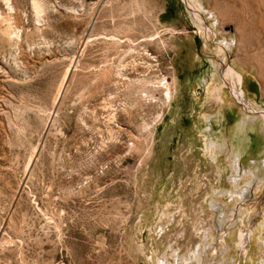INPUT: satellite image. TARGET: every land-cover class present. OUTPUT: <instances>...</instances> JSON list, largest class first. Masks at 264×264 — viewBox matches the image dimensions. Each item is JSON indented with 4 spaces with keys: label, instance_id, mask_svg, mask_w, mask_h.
Masks as SVG:
<instances>
[{
    "label": "rangeland",
    "instance_id": "obj_1",
    "mask_svg": "<svg viewBox=\"0 0 264 264\" xmlns=\"http://www.w3.org/2000/svg\"><path fill=\"white\" fill-rule=\"evenodd\" d=\"M100 1L0 0V264H264V0Z\"/></svg>",
    "mask_w": 264,
    "mask_h": 264
},
{
    "label": "bare ground",
    "instance_id": "obj_2",
    "mask_svg": "<svg viewBox=\"0 0 264 264\" xmlns=\"http://www.w3.org/2000/svg\"><path fill=\"white\" fill-rule=\"evenodd\" d=\"M105 1H108V0H102L100 1V5H102ZM105 5V4H104ZM103 6V5H102ZM228 65V66H227ZM227 66V69L225 70V72L223 71V77H225L226 79H229L231 80V83L233 82L235 86H237V84L239 85L241 83V77H239V75H237L236 71L230 67L229 63L226 64ZM68 74V73H67ZM66 74V75H67ZM68 77V76H67ZM66 78V77H65ZM228 83V82H226ZM228 85V84H227ZM229 86V85H228ZM232 86V84H231ZM232 90V91H231ZM231 92L233 93L234 96H236L237 99H240L242 98L241 95H238L235 91L237 90V88L235 87H232L231 88ZM240 90V89H239ZM231 93V94H232ZM61 94V93H60ZM218 96V95H217ZM220 100V98H219ZM242 99H240L241 101ZM239 101V100H238Z\"/></svg>",
    "mask_w": 264,
    "mask_h": 264
}]
</instances>
